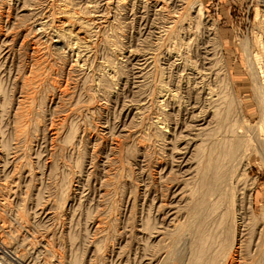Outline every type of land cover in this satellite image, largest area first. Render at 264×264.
<instances>
[{"label":"rangeland","instance_id":"1","mask_svg":"<svg viewBox=\"0 0 264 264\" xmlns=\"http://www.w3.org/2000/svg\"><path fill=\"white\" fill-rule=\"evenodd\" d=\"M0 51V264H186L230 137L208 255L263 264L264 0H0Z\"/></svg>","mask_w":264,"mask_h":264},{"label":"bare ground","instance_id":"2","mask_svg":"<svg viewBox=\"0 0 264 264\" xmlns=\"http://www.w3.org/2000/svg\"><path fill=\"white\" fill-rule=\"evenodd\" d=\"M191 11V10H190ZM66 11H64V13H65ZM200 12V11H199ZM186 13V12H185ZM191 13V12H190ZM200 14H201V12H200ZM56 16V15H55ZM74 16V15H73ZM187 16V15H186ZM64 17V16H63ZM65 17L66 18H68L67 17V15L65 14ZM202 17V16H201ZM183 19V18H182ZM201 19H203V18H201ZM67 21H68V23L71 25L72 24V19H71V17H70V19L68 18V19H66ZM178 22V21H177ZM75 23V22H74ZM31 24V23H30ZM68 24V25H69ZM74 25V24H73ZM20 32V31H19ZM172 32V31H171ZM174 33V32H173ZM57 34V33H56ZM63 36L64 35H62L61 33H59L58 34V39L59 38H61L62 37V39H63ZM65 38V37H64ZM61 40V39H60ZM59 40V41H60ZM215 50V49H214ZM213 50V51H214ZM1 52V51H0ZM155 61V60H154ZM217 75V74H216ZM1 91V90H0ZM217 96V95H216ZM220 96V95H219ZM260 97V96H259ZM218 98V97H217ZM216 98V99H217ZM261 98V97H260ZM259 98V99H260ZM261 100V99H260ZM259 100V101H260ZM218 101V100H217ZM219 101H221V100H219ZM260 103H261V101H260ZM219 104V103H218ZM221 105V104H220ZM217 107V106H216ZM220 107V106H219ZM210 109V108H209ZM214 109H216V108H214ZM80 110V109H79ZM218 110V109H217ZM216 110V112H218ZM230 108H227V111H226V114H224V115H220L219 114V112H218V114H217V116L215 115V114H213V117L214 116H216L217 117V119H218V121H216V122H218L217 124H218V126L221 128V130H222V128L223 127H225L226 126V124H227V121H228V118L230 117L229 115H230ZM193 113V112H192ZM213 113V112H212ZM215 118H213V120H214ZM209 121V120H208ZM213 122H215V121H213ZM215 122V123H216ZM201 124V123H200ZM199 124V125H200ZM229 124V123H228ZM76 125V124H75ZM198 125V126H199ZM211 125H212V123H211ZM213 126V125H212ZM235 127H236V124H234V125H232L230 128H229V131L231 132V133H234V129H235ZM202 128V127H201ZM206 128H207V126H206ZM209 129V128H208ZM191 130V129H190ZM207 130V129H206ZM220 130V129H219ZM218 130V131H219ZM205 131V129H200V132H204ZM209 131H211V130H209ZM209 131L207 130V132H208V134H209ZM182 132V131H181ZM235 132H236V130H235ZM207 134V133H206ZM211 134H213V132L212 133H210V136H208V137H212V135ZM228 134V133H227ZM226 134V135H227ZM235 134V133H234ZM238 135H240L239 133H237ZM200 133H199V137H200ZM206 135H204V137H205ZM204 137H202V138H204ZM214 137V136H213ZM228 137V136H227ZM231 138V137H230ZM230 138H229V142H227L226 140V142H227V144L226 143H222L223 145H224V148L222 149L223 151L220 153V155L219 156H215V152H216V149L217 148H219V146L218 145H220V142H217L216 144H213V146L210 148V150H209V153L207 154V155H205V145H204V142H201V144L200 145H198L197 146V152H198V154L201 156L200 158H201V160L203 161V163L201 164L200 162H198V163H200L201 164V166L197 169V168H195V169H197V174L199 175V179H198V181H197V183H196V185H195V187H194V189H193V195H194V199H196V197L195 196H198L199 195V200H198V198H197V203H195V206L194 207H192L191 209H192V211L194 212L195 210H197V209H200L199 207H205V212L203 213V214H197V211H196V213L194 214V213H192V216H196L195 218H196V221H194V219H192L191 221L193 222V223H195L196 224V226H197V230H199L198 231V233L196 234V236H194L195 238V240H194V242H193V244H192V250H191V252H190V254H189V257L186 259L187 260V263L186 264H214L213 262H214V259L216 258V256L214 257V259H213V255H212V258H210V256L208 255V251H209V249H210V247H211V245L213 246L214 244H213V240L216 238L214 235H211V234H207V233H205V232H203V229H204V227L205 226H207L206 225V223H209V221H210V219L211 218H213L212 216H213V214L214 213H216V210L218 211V209L216 208V206H212L213 205V203L210 205L209 204V200L212 202V200H213V198H216V199H218L217 197H212V195L215 193L216 194V192L218 191V189H219V187L223 184V182H225V183H230V180H231V178H230V175H232V174H234V172H235V170L234 171H232V169H233V167H234V169H235V167H236V169H237V167L239 166L238 164V161H237V159H238V155H240V151L242 150V149H244L246 146H247V140L246 139H244L243 137H237V138H235V139H233V140H230ZM197 139V138H196ZM195 139V140H196ZM205 139V138H204ZM222 140H223V138H221ZM225 139H226V137H225ZM200 140H202V139H200ZM216 140V139H215ZM214 140V141H215ZM204 141V140H203ZM211 141V140H210ZM217 141V140H216ZM198 142V141H197ZM196 142V143H197ZM187 143V142H186ZM188 144V143H187ZM207 146V145H206ZM210 146V145H209ZM223 147V146H222ZM176 148H177V146H176ZM207 148H209L208 146H207ZM221 149V148H220ZM219 149V150H220ZM182 152V151H181ZM187 152V151H186ZM208 152V151H207ZM217 154H219V152L217 153ZM185 157V156H184ZM199 158V159H200ZM240 158V157H239ZM173 159H174V157H173ZM241 159V158H240ZM201 160H199V161H201ZM236 165H238V166H236ZM238 170V169H237ZM190 171V170H189ZM232 172V174H230ZM196 173V172H195ZM193 175V174H192ZM235 176V175H234ZM196 178H197V176H195ZM195 178V179H196ZM192 179H194V178H192ZM233 179V178H232ZM197 180V179H196ZM227 181V182H226ZM232 182V181H231ZM255 183V182H254ZM233 184V183H232ZM225 185V184H224ZM229 185V184H228ZM228 185H226V186H228ZM231 185V184H230ZM231 187V186H230ZM224 188H226L225 186H224ZM191 189V190H192ZM231 189H232V187H231ZM229 191H231V190H229ZM191 192V193H192ZM219 192V191H218ZM227 193V192H226ZM220 194V193H219ZM221 194H223V193H221ZM224 195H225V192H224ZM192 196V195H191ZM209 196H211V199H209L208 197ZM214 196V195H213ZM216 196H217V194H216ZM221 198V197H220ZM207 199H209L208 200V202H207ZM220 200V199H219ZM196 201H194V202H196ZM215 201V200H214ZM156 202V201H155ZM216 202H218V200L216 201ZM190 204V203H189ZM221 204V203H220ZM235 204V203H234ZM194 205V204H193ZM223 205V204H222ZM219 206V205H218ZM191 207V206H190ZM221 207V206H220ZM219 207V208H220ZM234 207V206H233ZM225 209V208H224ZM191 211V212H192ZM218 214H219V212H217ZM224 213H225V211H224ZM232 214V213H231ZM216 215V214H215ZM220 216V215H219ZM222 216V215H221ZM220 216V217H221ZM228 216V215H227ZM230 216V215H229ZM254 217V216H253ZM193 218V217H192ZM217 218H219V217H217ZM222 218L223 217H221V220H217L216 218H214V219H216V221H218L216 224V226H215V228L217 229H220V227L221 226H223L225 223V221L224 220H222ZM187 219V218H186ZM236 219V218H235ZM234 220V219H233ZM190 221V222H191ZM195 224H194V226H195ZM227 224V223H226ZM226 224H225V226H226ZM212 225V224H211ZM150 226V225H149ZM149 226H147V228L149 229ZM152 226V225H151ZM188 226V228L190 229L191 228V226L192 225H190V223H188V225H184L183 227H187ZM190 226V227H189ZM213 226V225H212ZM211 226V227H212ZM208 227V226H207ZM210 227V228H211ZM227 227V226H226ZM206 228V227H205ZM209 228V227H208ZM214 228V229H215ZM233 228V227H232ZM194 229V228H193ZM212 229V228H211ZM231 229V228H230ZM188 230V229H187ZM224 230V229H223ZM229 230V229H228ZM227 230V231H228ZM189 231V230H188ZM206 231V230H205ZM207 231H209V230H207ZM219 231V230H218ZM231 231H232V229H231ZM144 232V231H143ZM157 232V231H156ZM164 232V231H163ZM193 232V231H192ZM220 232H222V231H220ZM233 232V231H232ZM231 232V233H232ZM210 233V232H209ZM215 233H216V231H215ZM165 234V233H164ZM218 234V233H217ZM235 234V233H234ZM167 235V234H166ZM171 235V234H170ZM223 235V234H222ZM219 236V235H218ZM221 236V235H220ZM220 238V237H219ZM262 238V237H261ZM218 240V239H217ZM231 240V239H230ZM187 241V240H186ZM222 241V240H221ZM225 241V240H224ZM228 241V238H227V240H226V243H228L227 242ZM264 242V241H263ZM177 243V242H176ZM216 243V242H215ZM217 243H218V241H217ZM220 243V242H219ZM235 244V243H234ZM264 244V243H263ZM219 248H220V246L218 247V250H219ZM231 248V247H230ZM215 249V248H214ZM223 249V248H222ZM230 250V249H229ZM213 251V250H212ZM222 251V250H221ZM231 251V250H230ZM264 251V250H263ZM219 252H220V250H219ZM262 252V251H261ZM214 253H216V252H214ZM210 254H212V253H210ZM221 254V253H220ZM262 254V253H261ZM217 255V254H216ZM219 255V254H218ZM227 255V254H226ZM228 256V255H227ZM79 257V256H78ZM261 257V256H260ZM219 259V258H218ZM262 259H263V264H264V252H263V254H262ZM261 258H260V261L262 260ZM77 261H78V258H77ZM259 261V260H258ZM259 263V262H258ZM225 264V263H224Z\"/></svg>","mask_w":264,"mask_h":264}]
</instances>
